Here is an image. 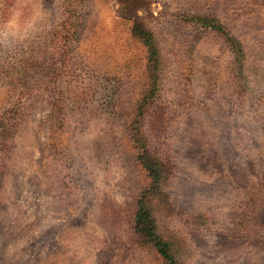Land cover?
Returning <instances> with one entry per match:
<instances>
[{"label": "rangeland", "instance_id": "374dc122", "mask_svg": "<svg viewBox=\"0 0 264 264\" xmlns=\"http://www.w3.org/2000/svg\"><path fill=\"white\" fill-rule=\"evenodd\" d=\"M157 240L264 264V0H0V264H168Z\"/></svg>", "mask_w": 264, "mask_h": 264}, {"label": "trees", "instance_id": "16d2710c", "mask_svg": "<svg viewBox=\"0 0 264 264\" xmlns=\"http://www.w3.org/2000/svg\"><path fill=\"white\" fill-rule=\"evenodd\" d=\"M203 22H208L210 23V21H203ZM145 31V30H144ZM137 32L139 34H141L143 37H149L148 33L145 31H141L140 29L137 28V31L135 29V27H132V33L133 34H137ZM150 38V37H149ZM146 43L149 45V49L152 53L155 52V45L152 41H150L149 39H145ZM236 54V53H235ZM238 55L236 54V57ZM135 135H133V140H137L138 138H136L138 136V134L136 132H134ZM135 138V139H134ZM138 160L139 163L141 164V166L143 168H145L149 173H152V176L156 179H162V172H170L167 171V169L165 170L163 163L158 162L157 159L152 158L151 154L149 152V150L146 147H140L139 149V153H138ZM147 196H152L153 197V192L152 191H144L143 194H141L139 196V201H138V210L136 213V223H137V227L139 230L141 231H146L145 229L150 228V225L152 223V213L149 212L150 211V207L147 205V203H144L142 201V199L145 198V202H147ZM147 205V207H146ZM147 232V231H146ZM157 246H159V251L164 255V257L166 258V260L168 261V264H177L173 258L172 255H170L166 249H165V245L163 242H161L160 240H157L155 243Z\"/></svg>", "mask_w": 264, "mask_h": 264}]
</instances>
